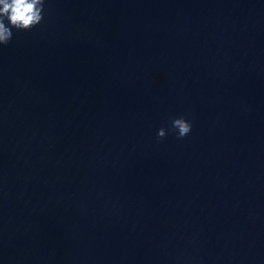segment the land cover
<instances>
[{
	"label": "clouds",
	"instance_id": "clouds-1",
	"mask_svg": "<svg viewBox=\"0 0 264 264\" xmlns=\"http://www.w3.org/2000/svg\"><path fill=\"white\" fill-rule=\"evenodd\" d=\"M44 2L45 0H0V45L9 43L13 28L28 31L40 24L44 18ZM172 129L182 138L191 131V123L184 117L174 118ZM157 135L159 138L165 137V129L160 128Z\"/></svg>",
	"mask_w": 264,
	"mask_h": 264
}]
</instances>
